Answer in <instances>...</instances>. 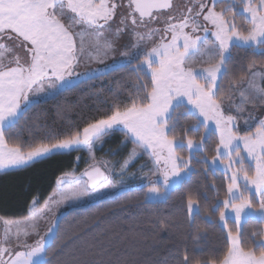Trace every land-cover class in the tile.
<instances>
[{
    "label": "snow or ice",
    "instance_id": "snow-or-ice-1",
    "mask_svg": "<svg viewBox=\"0 0 264 264\" xmlns=\"http://www.w3.org/2000/svg\"><path fill=\"white\" fill-rule=\"evenodd\" d=\"M125 36L131 50L119 51ZM237 48L264 56V0H0V171L72 151L86 150L90 159L83 172L62 173L42 205L33 197L23 218L0 217V264H51L50 249L66 256L58 264H140L138 248L121 254L97 241L64 253L72 238L57 244L61 206L117 187L111 182L117 165L93 152L117 131L121 145H132L118 162L120 175L148 157L139 169L146 180L142 203L166 201L189 178L197 153L209 165L205 172L223 165L227 176L222 200L215 184L210 205L206 193L185 194L187 228L164 264H264V228L247 231L249 222L264 224V61L239 64ZM121 69L135 74V90L99 118L23 142L6 135L40 100ZM189 117L195 123L182 128ZM201 127L198 140L189 134ZM217 134L209 164L206 141ZM200 222L224 231L217 254L204 255L202 245L189 250L186 241ZM158 223L162 230L177 226L170 217Z\"/></svg>",
    "mask_w": 264,
    "mask_h": 264
},
{
    "label": "trees",
    "instance_id": "trees-1",
    "mask_svg": "<svg viewBox=\"0 0 264 264\" xmlns=\"http://www.w3.org/2000/svg\"><path fill=\"white\" fill-rule=\"evenodd\" d=\"M233 55L239 64L246 65L250 60L264 61V56L253 55L247 48L233 50ZM136 83L135 74L126 69L109 71L104 75H95L92 79L81 83L78 87L64 91L55 98L49 97L46 101L40 100L27 113L26 120L21 121L17 128L7 132L10 140L19 139L28 141L30 137L43 138L49 130L64 133L70 124L82 127L91 119L99 118L110 111L114 102H126L128 94L134 92ZM195 123L190 117L181 120V127H189ZM180 129H178L179 131ZM195 139L204 134L203 127L199 132H190ZM123 134L119 131L105 137L102 144L94 147L97 159H105L117 165V172L112 174L111 180L116 185L127 188L113 196L85 203L68 209L60 218V239L72 238L64 248V253L76 250L86 243L103 242L104 246L112 251L123 253L125 249L140 250L138 257L140 264H164V257L168 248L181 232L187 228L185 221V194L206 193L207 204H212L226 194L227 176L216 169L215 172L205 169L209 165L198 162L201 153H197L192 161L193 171L176 191H172L165 201L164 198L155 199L151 203H142L146 180L142 178L139 169L148 160L142 156L134 161L127 169L126 174L120 175L118 168L123 157L132 147L121 145ZM218 134L206 141L205 149L209 159L215 154ZM182 155H187L183 152ZM79 157V159H77ZM90 162L86 150L72 151L63 155H55L36 163L23 170H10L0 173V217L21 218L27 215L29 202L33 197L39 198L42 204L52 193L56 180L64 172H83ZM147 171V168L144 169ZM135 173V175H133ZM215 184V189L211 187ZM202 199V203H204ZM172 218L177 226L162 230L158 219ZM155 225V227H153ZM90 226V227H89ZM264 228V224L249 222L247 231ZM206 232V236L196 240L197 235ZM75 233H81L77 239ZM225 243V233L216 223L200 222L198 229L191 232L186 244L191 250L196 245H202L204 255L211 256L222 250ZM57 249H50L47 259L51 264H58L64 255H56ZM167 264H174L169 259Z\"/></svg>",
    "mask_w": 264,
    "mask_h": 264
},
{
    "label": "rangeland",
    "instance_id": "rangeland-1",
    "mask_svg": "<svg viewBox=\"0 0 264 264\" xmlns=\"http://www.w3.org/2000/svg\"><path fill=\"white\" fill-rule=\"evenodd\" d=\"M180 2H181V0H177V3H180ZM109 31H111V29H110ZM106 34H107V33H106ZM120 44H121L122 46L119 48V51H130V50H131L130 47L128 46V45H129V38H128L127 36H125V37L122 38V40L120 41ZM20 55L23 57V56H24V53L21 52ZM118 55H119V53H117V56H118ZM107 63H108V64H111L112 61L109 60ZM92 67H93V68L99 67V68H101V69L104 68L103 65H92ZM78 71H81V72L84 71V65H83V64H82L81 67L78 69ZM90 75H91V73H90ZM97 75H99V74H97ZM93 152H94V149H93ZM210 163H211V161H210V159H209V164H210ZM217 169H220V170H222V171L224 172L223 165H220ZM5 171H10V170H5ZM5 171H0V173H1V172H5ZM111 182H112V180H111ZM112 183H113V182H112ZM113 184H114V183H113ZM114 185H116V184H114ZM56 187H57V185H56ZM126 188H127V186H124V185H117V187H114V188L100 189L99 191H95V192H93V194L90 195V196L82 197L81 199L76 200V201H70V202H68L67 204L61 206L60 209H59V212L57 213V215L61 218V216H62V215L68 210V209H70V208H72V207H76V206L83 205V204H85V202H93V201L97 200L98 198H104V197L109 196V195H111V194H112V196H113V195H115V194H118V193L124 191ZM55 189H56V188H54L53 191H54ZM53 191H52V193H53ZM52 193H51V194H52ZM51 194H50V195H51ZM50 195H49V196H50ZM159 199H160V198H159ZM42 204H43V203H42ZM42 204H41V205H42ZM21 218H23V217H21ZM9 219H20V218H9ZM41 228H42V229L44 228V225H43V224L41 225ZM2 236H3V225L0 224V238H2Z\"/></svg>",
    "mask_w": 264,
    "mask_h": 264
},
{
    "label": "crops",
    "instance_id": "crops-1",
    "mask_svg": "<svg viewBox=\"0 0 264 264\" xmlns=\"http://www.w3.org/2000/svg\"><path fill=\"white\" fill-rule=\"evenodd\" d=\"M55 188H56V186H55ZM110 196H112V194L109 195V196H106V197H110ZM99 199H101V198H98L97 200H99ZM95 201H96V200H95ZM85 203H89V202H85Z\"/></svg>",
    "mask_w": 264,
    "mask_h": 264
}]
</instances>
